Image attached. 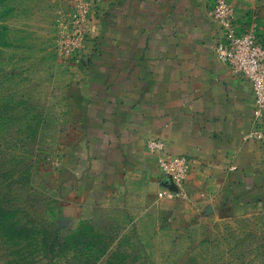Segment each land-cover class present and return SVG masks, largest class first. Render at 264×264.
Instances as JSON below:
<instances>
[{
  "label": "rangeland",
  "instance_id": "374dc122",
  "mask_svg": "<svg viewBox=\"0 0 264 264\" xmlns=\"http://www.w3.org/2000/svg\"><path fill=\"white\" fill-rule=\"evenodd\" d=\"M223 1L235 36L264 51V0ZM126 4L0 0V264H264L253 178L166 210L152 171L118 185L103 144L85 142L101 130L86 118V87L100 80L102 54L107 73L125 54Z\"/></svg>",
  "mask_w": 264,
  "mask_h": 264
},
{
  "label": "crops",
  "instance_id": "0c3cea01",
  "mask_svg": "<svg viewBox=\"0 0 264 264\" xmlns=\"http://www.w3.org/2000/svg\"><path fill=\"white\" fill-rule=\"evenodd\" d=\"M127 1L130 13H122L127 23L120 33L126 39L116 42L125 54L116 58L114 73L106 70L109 53L102 54L100 80L86 87L93 89L85 95L86 118L101 130L85 133L84 140L103 144L105 172L121 185L152 171L148 180L158 194L161 173L147 149L157 140L169 157L188 159L187 200L215 198L248 177L264 190V140L247 138L255 124L252 87L213 51L218 25L210 1ZM161 202L166 210L173 203Z\"/></svg>",
  "mask_w": 264,
  "mask_h": 264
},
{
  "label": "built area",
  "instance_id": "2783aa9c",
  "mask_svg": "<svg viewBox=\"0 0 264 264\" xmlns=\"http://www.w3.org/2000/svg\"><path fill=\"white\" fill-rule=\"evenodd\" d=\"M212 15L223 35L214 45V53L219 61L228 66L232 74L251 84L255 112L254 126L247 138L264 140V51L248 38H237L232 29V11L223 0H213ZM148 151L156 154L157 166L161 173L159 199L173 202L177 198L186 199L184 182L189 172V161L183 156L169 157L166 144L161 141L147 143ZM170 178L173 188L162 185L164 178Z\"/></svg>",
  "mask_w": 264,
  "mask_h": 264
},
{
  "label": "water",
  "instance_id": "95a60500",
  "mask_svg": "<svg viewBox=\"0 0 264 264\" xmlns=\"http://www.w3.org/2000/svg\"><path fill=\"white\" fill-rule=\"evenodd\" d=\"M162 185H163L164 187L169 188V189H172V188H173V184H172L170 178H168V177H166V178H164V179L162 180Z\"/></svg>",
  "mask_w": 264,
  "mask_h": 264
}]
</instances>
